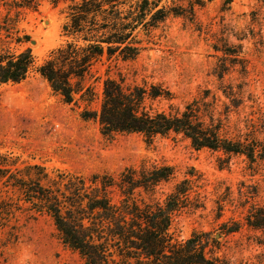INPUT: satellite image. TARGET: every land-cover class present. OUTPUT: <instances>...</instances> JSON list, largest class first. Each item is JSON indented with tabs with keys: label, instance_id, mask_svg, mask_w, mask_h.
<instances>
[{
	"label": "rangeland",
	"instance_id": "rangeland-1",
	"mask_svg": "<svg viewBox=\"0 0 264 264\" xmlns=\"http://www.w3.org/2000/svg\"><path fill=\"white\" fill-rule=\"evenodd\" d=\"M10 3H0V16L4 18L10 10L13 18L10 35L0 33V51L31 48L39 65L64 39L61 6L45 3L34 9ZM24 35L30 39L15 41ZM227 47L236 51L238 59L221 81L216 72L222 67L223 53L218 49ZM108 77L125 84H163L174 98L156 100L154 106L166 112L171 104L182 110L204 88L221 94V82L241 86L244 107L239 115H232L229 134H237L238 128L244 132L248 127L245 119L256 120L264 114V0H210L196 5L192 17H169L153 31L137 58L104 56L94 65L89 83L97 96L90 103H65L35 69L24 81L0 87V151L18 158L21 166L39 163L50 170L85 176H117L131 167L171 165L175 177L158 185L154 197L163 201L183 179L191 180L192 185L187 206L174 214L175 236L184 240L194 232L209 231L220 240L217 254L232 264H264L261 232L243 227L220 235L223 223L243 217L241 190L257 187L258 195L252 201L264 200V162L251 168L245 156L232 155L226 160L222 152L196 150L189 141L175 136L157 137L152 143L140 134L104 136L99 122L83 119L81 112L100 107L103 82ZM2 187L0 182V192L6 190ZM9 196L17 202V194L9 191ZM111 196L118 201V190L113 188ZM149 196L143 193L146 199ZM0 264L84 261L77 251L63 244L50 216L28 218L26 212L16 210L0 216Z\"/></svg>",
	"mask_w": 264,
	"mask_h": 264
},
{
	"label": "trees",
	"instance_id": "trees-1",
	"mask_svg": "<svg viewBox=\"0 0 264 264\" xmlns=\"http://www.w3.org/2000/svg\"><path fill=\"white\" fill-rule=\"evenodd\" d=\"M17 8L39 9L43 4L61 6L63 41L50 50L41 64L31 48L16 52L0 51V87L24 81L34 69L51 89L68 104L90 103L97 93L89 83L92 68L104 56L132 60L145 49L153 31L171 16L194 15L196 5L210 0H0ZM10 10L0 16V33L10 35ZM27 35L16 42L28 41ZM222 81L237 63L236 51L220 48ZM221 94L202 89L182 110L170 105L166 112L154 106L156 100H172L173 93L160 83L125 84L106 78L100 107L84 108L81 117L94 119L101 133L113 138L119 134H140L147 143L157 137H181L196 150L222 152L228 160L242 155L251 168L264 162V114L245 119L246 131L230 135L233 114L244 107L241 86L221 82ZM238 127V126H237ZM171 165L127 168L117 176L94 173L85 176L61 169L50 170L39 163H19L18 158L0 151V216L16 210L28 218L50 216L63 244L77 251L84 264H232L217 254L220 240L209 231H197L179 240L172 231L174 214L187 206L191 180L177 182L163 201L155 196L158 185L175 177ZM115 188L119 200L111 193ZM253 189V190H252ZM240 191L244 197L241 220L222 224L228 235L243 227L264 236V200L252 201L258 189ZM17 194V202L9 196ZM149 194V199L143 197Z\"/></svg>",
	"mask_w": 264,
	"mask_h": 264
}]
</instances>
